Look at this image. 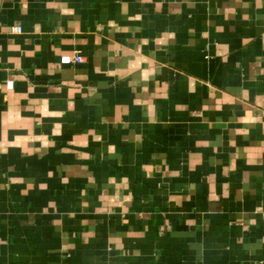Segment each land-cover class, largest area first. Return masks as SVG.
Masks as SVG:
<instances>
[{"label": "crops", "instance_id": "0c3cea01", "mask_svg": "<svg viewBox=\"0 0 264 264\" xmlns=\"http://www.w3.org/2000/svg\"><path fill=\"white\" fill-rule=\"evenodd\" d=\"M0 264H264V0H0Z\"/></svg>", "mask_w": 264, "mask_h": 264}, {"label": "built area", "instance_id": "2783aa9c", "mask_svg": "<svg viewBox=\"0 0 264 264\" xmlns=\"http://www.w3.org/2000/svg\"><path fill=\"white\" fill-rule=\"evenodd\" d=\"M15 29H19V31H16ZM13 30H14L15 32H17V33L21 32V28H20V27H16V28H14ZM71 62H73V63H80V62H82V57L79 56V55H76V56H74V57L71 59ZM9 87H11V85H9Z\"/></svg>", "mask_w": 264, "mask_h": 264}, {"label": "clouds", "instance_id": "9594fccd", "mask_svg": "<svg viewBox=\"0 0 264 264\" xmlns=\"http://www.w3.org/2000/svg\"><path fill=\"white\" fill-rule=\"evenodd\" d=\"M16 31H19V29H15Z\"/></svg>", "mask_w": 264, "mask_h": 264}]
</instances>
